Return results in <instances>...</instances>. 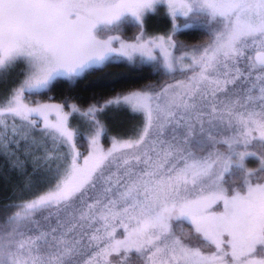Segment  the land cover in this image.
I'll list each match as a JSON object with an SVG mask.
<instances>
[{
	"label": "snow or ice",
	"instance_id": "snow-or-ice-1",
	"mask_svg": "<svg viewBox=\"0 0 264 264\" xmlns=\"http://www.w3.org/2000/svg\"><path fill=\"white\" fill-rule=\"evenodd\" d=\"M161 8L171 33L148 37ZM184 29L209 40L187 47ZM137 54L187 79L71 112L24 102ZM17 69L0 97V158L34 194L0 206V264H264V0H0V84ZM110 111L140 124L104 149ZM76 114L90 128L83 165ZM45 211L47 228L34 219Z\"/></svg>",
	"mask_w": 264,
	"mask_h": 264
},
{
	"label": "trees",
	"instance_id": "trees-1",
	"mask_svg": "<svg viewBox=\"0 0 264 264\" xmlns=\"http://www.w3.org/2000/svg\"><path fill=\"white\" fill-rule=\"evenodd\" d=\"M155 15L148 18L147 28L150 33H166L171 27L172 23L162 22L157 24ZM137 28L131 25L129 32L134 34ZM127 35V36H129ZM130 36V37H131ZM205 34L202 30L184 29L182 32L177 33L176 39L179 43L186 46L200 45L203 43ZM171 78L170 74H166L162 69L157 71L152 64L142 62L141 60L128 61L123 58L114 57L103 67H97L86 71L81 76L71 80H61L55 83V86L46 93L34 94L33 98L41 102H55L64 105L66 109L77 105L82 109L87 107L93 102H102L116 93L138 91L145 87V85L159 88L168 82ZM77 115H71L72 124L78 120ZM88 118H86L87 120ZM11 122V121H9ZM106 135L103 136L104 142L111 141V137H128L129 134L140 124L139 117H133L127 111H110L106 116ZM87 128L90 130L88 123ZM80 135L76 138L75 143L78 149L82 150L79 153L83 157V151L87 147L88 139L85 127H73ZM78 151V150H76ZM257 162L250 160L248 167L255 168ZM31 171V166H28ZM34 193L25 192L19 183V178L15 172L8 169L5 161L0 158V206L11 201L21 202L30 199ZM53 213L55 210H52ZM49 213H38L34 219L39 220L40 225L44 228L48 227V221L43 217ZM56 217L52 216V224H55ZM123 232L122 228L117 229V236L119 237Z\"/></svg>",
	"mask_w": 264,
	"mask_h": 264
},
{
	"label": "rangeland",
	"instance_id": "rangeland-1",
	"mask_svg": "<svg viewBox=\"0 0 264 264\" xmlns=\"http://www.w3.org/2000/svg\"><path fill=\"white\" fill-rule=\"evenodd\" d=\"M153 15H155V18H157V19H155L156 20V23L157 24H161L162 22H165L164 24H166V23H172V21H171V19L168 17V15L166 14V10H164L163 8H161L157 13H155V14H153ZM150 16H152V15H150ZM149 20H147V23H146V25H145V33H146V35L148 36V37H156V36H167V35H169L170 33H171V30H172V27H171V29L168 31V32H166V33H156V34H152V35H150L149 33V29L147 28V25H148V22ZM162 21V22H161ZM181 24L183 23V19L182 18H180V21H179ZM131 28V25H126L122 30H121V32H120V35H121V37H122V39H124L125 41H129V42H131V41H133L134 40V38H135V36L138 34V32H139V30H137V32H135L134 34H132L133 36H131V35H129V34H131V32H129V29ZM149 30V31H148ZM127 35H129V36H127ZM131 36V37H130ZM205 37H206V35H205ZM208 40H209V37L207 36V38H204V41H203V43L202 44H200V45H203V44H205V43H207L208 42ZM182 44V43H181ZM118 46V45H117ZM186 46V45H185ZM195 46V45H194ZM187 47H191V46H187ZM155 54H157V55H159V50H157L156 51V53ZM174 55H179V53L177 52V53H174ZM114 57H118V58H123V59H125L124 57H120V56H113L112 58H114ZM127 60V59H126ZM134 60H141L142 62H145V63H148V64H152V65H154L155 64V62H148L146 59H142L138 54L136 55V57H135V59ZM133 60V61H134ZM162 69V68H161ZM163 70V69H162ZM19 69H17L16 71H14L9 77H8V83L6 84V85H4V84H0V97H2V96H4V95H6L7 94V91H8V89L10 88V87H12V85L13 84H15V83H17L18 81H20L21 79H22V76H20L18 73H19ZM189 73H182L180 70H179V66H177V70L174 72V73H172V74H170L171 75V78H170V80L168 81V82H165L164 83V85L166 84V83H175L177 80H181V79H187V75H188ZM35 93H33V94H28V93H26L25 94V97H24V102L25 103H28L30 106H33V107H35L36 106V104H53V105H56V104H59V103H55V102H41V101H38V100H36L35 98H33V95H34ZM61 105V104H60ZM71 110H72V107L71 108H69V109H66L65 107H64V112H71ZM77 118H78V120H77V122L75 123V124H72V121H71V116H69V125H70V127L73 129V130H75L73 127H85V129H87L88 130V128H87V124H86V118H84V117H81L80 115H77ZM37 119H39L38 117H37ZM48 119H49V121L50 122H52V123H55V121H56V113L53 111V112H51L49 115H48ZM10 123V122H9ZM40 126L42 127L43 126V123H42V121H41V124H40ZM89 132H90V130H88V132H86V137H88V135H89ZM112 138L113 137H111V141H112ZM111 141L110 140H108V142H104V139H103V137H101V140H100V143H101V146L104 148V149H108V148H110L111 147ZM88 142V141H87ZM86 148H85V150L82 152L83 153V157H86L87 155H88V153H89V146H88V143L86 144ZM76 150H78V152H80V151H82V150H80V149H78L77 148V146H76ZM80 150V151H79ZM83 157L80 159V161H79V163L81 164V165H83Z\"/></svg>",
	"mask_w": 264,
	"mask_h": 264
}]
</instances>
